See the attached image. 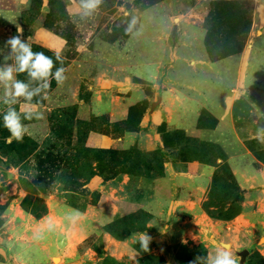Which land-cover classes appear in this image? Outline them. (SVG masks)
Listing matches in <instances>:
<instances>
[{"label":"rangeland","instance_id":"rangeland-1","mask_svg":"<svg viewBox=\"0 0 264 264\" xmlns=\"http://www.w3.org/2000/svg\"><path fill=\"white\" fill-rule=\"evenodd\" d=\"M18 29L66 80L13 105L22 141L0 102V264H201L222 245L264 264V0H103L83 18L79 0H0V66Z\"/></svg>","mask_w":264,"mask_h":264},{"label":"clouds","instance_id":"clouds-1","mask_svg":"<svg viewBox=\"0 0 264 264\" xmlns=\"http://www.w3.org/2000/svg\"><path fill=\"white\" fill-rule=\"evenodd\" d=\"M103 4V0H79V8L81 10L82 18L90 17L99 10ZM136 19L132 18L129 23L128 31L135 26ZM22 29H18L17 35L10 37L6 41V46L11 49L10 56L5 57V61L12 59L13 63L0 66V84L4 86V95L2 102L6 106L3 113V127L10 133L6 138V142H11L13 139L22 141L27 129L22 122V115L17 111L16 105L21 98L25 102H31L35 97L44 92L42 98H47V92L51 87L50 80L54 79L57 85L63 84L66 80V69L64 67V59L59 51L54 52L55 61L52 57L45 55L43 51H33L32 44L29 40L26 42L22 38ZM59 67H56V63ZM55 68V71L53 69ZM27 73L30 82H37L36 87H31L30 83L17 79V74ZM42 82V83H41ZM41 118L40 113H24L23 119ZM256 140L259 144L264 145V126H260L256 133L250 137ZM82 213L77 209H70L65 213V219L69 224L75 225L82 218ZM47 230H54V223L49 220L46 224ZM43 230L38 232L37 238L42 236ZM150 237L148 235H141L139 243L142 248L148 250ZM197 260L201 264H237V260L230 248L220 246L215 249L214 253H209L206 258L198 257Z\"/></svg>","mask_w":264,"mask_h":264},{"label":"crops","instance_id":"crops-1","mask_svg":"<svg viewBox=\"0 0 264 264\" xmlns=\"http://www.w3.org/2000/svg\"><path fill=\"white\" fill-rule=\"evenodd\" d=\"M231 115H232V113L231 112H225L224 114H222V117H221V121H225V122H230L231 121ZM196 120V116L195 117H192V119H191V121H195ZM195 126V125H194ZM220 126V125H219ZM191 127H193V126H190V125H187V129H190ZM213 131H211V133H212ZM210 133V134H211ZM212 135H215V133H213ZM210 139H219V137H210ZM214 141V140H213ZM221 141V140H220ZM104 142V141H103ZM106 143H108L107 145H110V146H112V145H114L115 144V142L114 141H109V142H106ZM234 172H235V174L236 175H239V172L237 171V169L236 168H234ZM177 177H181V179H186V177H194L193 175H191V174H188V173H184V174H181V175H178L177 174ZM198 179L200 180V179H202L201 177V174H199L198 175ZM197 178L196 179H194V181H197L198 180ZM192 181H193V179H191ZM248 187V186H247ZM251 187V186H250ZM196 188H198V186L196 187ZM195 189V188H194Z\"/></svg>","mask_w":264,"mask_h":264},{"label":"built area","instance_id":"built-area-1","mask_svg":"<svg viewBox=\"0 0 264 264\" xmlns=\"http://www.w3.org/2000/svg\"><path fill=\"white\" fill-rule=\"evenodd\" d=\"M247 1H251V2H258L259 0H247Z\"/></svg>","mask_w":264,"mask_h":264}]
</instances>
